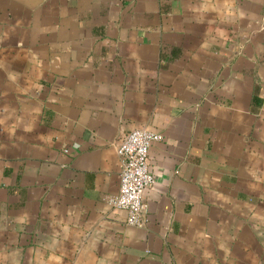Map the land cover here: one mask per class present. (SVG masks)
Masks as SVG:
<instances>
[{
	"label": "crops",
	"instance_id": "1",
	"mask_svg": "<svg viewBox=\"0 0 264 264\" xmlns=\"http://www.w3.org/2000/svg\"><path fill=\"white\" fill-rule=\"evenodd\" d=\"M0 264H264V0H0Z\"/></svg>",
	"mask_w": 264,
	"mask_h": 264
},
{
	"label": "built area",
	"instance_id": "2",
	"mask_svg": "<svg viewBox=\"0 0 264 264\" xmlns=\"http://www.w3.org/2000/svg\"><path fill=\"white\" fill-rule=\"evenodd\" d=\"M162 138V133L140 126L129 130L116 144L121 161V182L111 202L127 211V222L131 225L142 226L145 222L148 211L145 191L155 181L148 160L149 149L154 141Z\"/></svg>",
	"mask_w": 264,
	"mask_h": 264
}]
</instances>
